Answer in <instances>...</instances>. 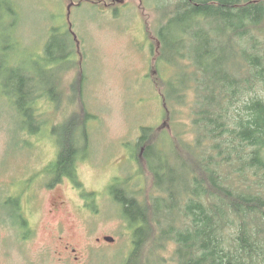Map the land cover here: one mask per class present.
<instances>
[{
  "label": "rangeland",
  "instance_id": "374dc122",
  "mask_svg": "<svg viewBox=\"0 0 264 264\" xmlns=\"http://www.w3.org/2000/svg\"><path fill=\"white\" fill-rule=\"evenodd\" d=\"M11 1L7 13L0 0V264H123L134 248L135 227L124 217L121 192L142 206L162 195L137 145L140 128L154 129L147 143L170 142L166 150L176 160L171 165L186 161L183 143L194 142L192 92L182 104L163 99L171 74L180 77V87L184 76L190 83L184 73L193 70L183 62L161 66L157 61L156 30L162 13L171 9L163 0ZM51 38L58 45L55 60L42 61L50 57L45 44ZM10 63L32 77L21 85L24 98H9L21 87L6 82ZM34 87L39 89L34 113L26 116L20 104L30 102L26 94ZM85 110L93 117L86 119ZM73 117L78 127L86 119L83 134L77 127L69 135L63 130ZM65 137L74 138L86 154L77 159L72 179L65 176L48 187L52 175L46 169ZM54 191L67 208L50 215ZM20 193L35 200L28 232L9 226ZM159 227L152 224L158 245ZM103 235L112 244L98 245L96 238ZM59 237L75 252L65 251ZM165 245L158 252L146 245L138 261L157 264L161 255L171 264L174 244Z\"/></svg>",
  "mask_w": 264,
  "mask_h": 264
},
{
  "label": "trees",
  "instance_id": "16d2710c",
  "mask_svg": "<svg viewBox=\"0 0 264 264\" xmlns=\"http://www.w3.org/2000/svg\"><path fill=\"white\" fill-rule=\"evenodd\" d=\"M11 3L5 0L7 13ZM163 4L171 10L156 30L157 61L161 66L183 62L193 68L184 73L190 83L184 76L180 87V77L169 76L163 99L182 104L192 92L194 142L183 143L187 160L171 165L176 160L166 150L171 149L170 142L147 143L154 129L140 128L137 145L162 195L142 206L121 192L124 217L135 227L134 248L123 264H143L138 260L146 245L156 251L166 243L174 244L171 264H264V0H163ZM3 16L0 12V19ZM57 46L53 38L46 42L50 57L41 60H55ZM4 53L8 58V51ZM6 74L8 84L32 81L14 64ZM22 86L20 94L9 98H24ZM37 90L26 94L31 103L20 104L26 116L34 113L31 104ZM84 117L93 115L85 110ZM85 118L77 127L82 134ZM67 121L63 130L69 135L79 122L74 117ZM56 130L54 126L52 131ZM58 150L46 170L55 181L62 176L72 179L77 159L86 151L66 137ZM152 224L160 226V245ZM166 263L157 257V264Z\"/></svg>",
  "mask_w": 264,
  "mask_h": 264
},
{
  "label": "flooded vegetation",
  "instance_id": "af4514ba",
  "mask_svg": "<svg viewBox=\"0 0 264 264\" xmlns=\"http://www.w3.org/2000/svg\"><path fill=\"white\" fill-rule=\"evenodd\" d=\"M65 177L62 176L61 178H59V180L55 181L54 179H51L47 184L48 187H52L54 188V185H57L60 180ZM55 194L54 196L51 198V202L49 203V208L47 210L48 214L52 215V214H60L64 209L67 208L66 206V201L63 197V195L61 194H56V191H54ZM20 194L15 195L14 197V208L11 212V215H8L9 218H11V221L9 226L11 225H15L18 228H21V230H25L24 232H28L25 228L28 227V230L30 231V222H31V217L35 215L34 212V206H35V200H31L32 198H29L27 195H21V199H20ZM80 198V197H78ZM86 201V200H84ZM90 205V203H88L86 201V205ZM88 205V206H89ZM20 209V211L18 210ZM77 209L81 210L84 209V207L81 204L77 205ZM57 224H59V227L61 226V222L57 221ZM14 227V226H13ZM12 227V228H13ZM108 236L103 235L101 237H97L96 238V242L98 245H103L104 243L107 244H112L111 242H107ZM60 239V243L61 245H64V250L67 252H75V248L70 246V243L68 242H61L62 241V237H59ZM25 240H27L25 238ZM26 243V241H25ZM75 259H78L77 256L74 257Z\"/></svg>",
  "mask_w": 264,
  "mask_h": 264
},
{
  "label": "bare ground",
  "instance_id": "6f19581e",
  "mask_svg": "<svg viewBox=\"0 0 264 264\" xmlns=\"http://www.w3.org/2000/svg\"><path fill=\"white\" fill-rule=\"evenodd\" d=\"M169 12H170V11H165V12L162 13V15H161V16H162V21H163L162 23H164V21H165V15L168 14ZM162 23H161V24H162ZM72 49H73V48H72ZM74 119H75V118H74ZM75 120H77V119H75ZM76 127H78V125H76ZM78 130H80V128H78ZM146 136H147V135H146ZM179 215H180V214H179Z\"/></svg>",
  "mask_w": 264,
  "mask_h": 264
},
{
  "label": "water",
  "instance_id": "95a60500",
  "mask_svg": "<svg viewBox=\"0 0 264 264\" xmlns=\"http://www.w3.org/2000/svg\"><path fill=\"white\" fill-rule=\"evenodd\" d=\"M107 240L112 241V238H107Z\"/></svg>",
  "mask_w": 264,
  "mask_h": 264
}]
</instances>
